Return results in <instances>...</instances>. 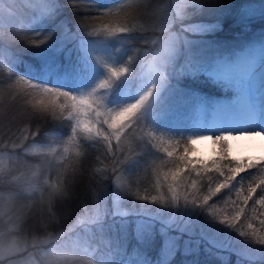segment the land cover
Here are the masks:
<instances>
[{
  "label": "trees",
  "instance_id": "obj_1",
  "mask_svg": "<svg viewBox=\"0 0 264 264\" xmlns=\"http://www.w3.org/2000/svg\"><path fill=\"white\" fill-rule=\"evenodd\" d=\"M262 2L264 0H187L183 17L172 20L173 14L180 11L178 5L181 0H46L49 12L43 16L33 15L35 0H0V38L5 37L6 30L8 36L7 40H0V82L6 78L13 79L0 83V141L9 143L11 148L9 137L15 140L20 135L17 127L24 111L39 112L41 101L45 104L50 101L37 91H26L28 85L24 81L75 95L86 94L92 83V58L96 57L97 51L120 59L135 46L140 47V51H149V56H152L169 29L175 35L188 33L191 37L206 40L203 48L187 53L185 59L188 61L205 65L208 59L231 58L238 49L264 41V22L252 25L253 32L257 33L255 35H262L258 39H252L243 29L247 21L264 17V9L259 10L258 6ZM121 6L123 11L118 12ZM111 8L113 15L104 17L103 13ZM125 23L133 34H106V29H116ZM21 24L26 26L24 32ZM198 27L210 30L202 34L193 33L192 30ZM15 32H19L18 37ZM24 33L37 41L46 39V43L35 47L31 40H25ZM92 33L98 35H90ZM142 34L147 37V44L142 40ZM153 41L157 43L153 44ZM174 57V64L166 66L165 73H161L165 79L157 85L148 102L160 100L163 105L159 112L164 113L165 118L162 124L155 118L150 126L166 139L187 141L179 126L193 117L196 94L216 98L229 96L230 92L216 85L222 86L221 83L204 77L203 72L196 76L185 75L182 71L186 63H177ZM141 67L139 71L143 72ZM179 67L182 71L178 70ZM154 71L153 66L143 77ZM21 77L24 81L20 80ZM141 82V79L137 81L124 76L108 95V107L112 102L120 105L125 100L129 85L134 88ZM173 116V128H177L170 132L167 125ZM64 123L65 126H46L43 131L46 144L32 145L27 150L30 154L23 161V166L17 167L12 162L15 156L9 161L7 153L2 154L11 175L7 184L0 187V194L12 195L11 207L19 219L16 234L26 242L24 255H30L38 264H51L57 257L66 258L68 264L79 259L91 264H264V261L244 258L231 249H222L208 240L202 229L196 228L199 223H193L194 228L190 231L166 226L158 216L168 213L164 210L170 205L153 204L150 200L138 198V194L148 195L149 198L158 195L155 189L157 173L167 171L162 166V154L152 145L148 149L150 152L143 151L147 154L131 150L123 155L113 170L110 159L104 156L102 143L83 146L79 143L80 136L71 141V129L67 127L71 122L65 120ZM32 130V125L21 129L25 135ZM40 135L37 132V139ZM58 138H62L61 143L56 142ZM122 147L131 148L127 144ZM49 148L59 152L48 159H54L58 165L65 160L70 163L64 164L63 170L57 167L51 173L43 171L42 175L39 161L43 157H38L37 153ZM64 148L68 149L67 153ZM258 175V169H251L238 176L240 180L236 182V187L233 185L222 190L214 198L212 204H216L215 210L219 213L227 197L233 196L237 188L253 183ZM30 179L32 183L29 186ZM65 180L67 183H64ZM50 185L62 188V194L51 202L47 199V192L44 199L40 196L44 188L51 191ZM20 188L26 194L23 199L17 195ZM117 191L123 197L120 209L116 207ZM33 192L34 195L31 194ZM261 194L258 191L256 196ZM191 206L200 216L196 218V214L192 213L190 220L213 222L206 206L197 208L182 200L175 213L180 216L181 211ZM208 216L211 221L207 220ZM180 220L185 222L187 219L182 216ZM237 227L248 230L244 221ZM226 229L230 238H243L234 228L228 225L222 227L223 231ZM241 240L264 248L245 238ZM165 242L171 244L167 256L164 255L168 248ZM81 247L88 250V255L74 256V252Z\"/></svg>",
  "mask_w": 264,
  "mask_h": 264
},
{
  "label": "snow or ice",
  "instance_id": "obj_2",
  "mask_svg": "<svg viewBox=\"0 0 264 264\" xmlns=\"http://www.w3.org/2000/svg\"><path fill=\"white\" fill-rule=\"evenodd\" d=\"M186 5L187 0H181V3L178 5L180 11L173 14L172 20H179L183 17V10ZM34 8L33 15L39 14L43 16L49 12L46 0H35ZM113 11L111 8L105 11L103 16L110 17L113 15ZM117 11H123V6ZM25 28L26 26L21 24L23 32ZM105 31L108 36H114L117 32L127 36L133 34L132 29L127 26V23L122 24L119 28L106 29ZM14 34L17 37L19 36V32H15ZM90 35L95 36L98 33ZM165 35L166 39L160 45V51L154 58L155 71L147 80V83L150 84L148 91L135 103L128 104L119 109L108 107L106 103L107 93L112 89L114 83L120 81L125 73L130 72L128 67L117 69L105 65L106 78L101 80L90 92L81 95H75L57 88L40 86L29 80L24 81V78L21 77L20 80L28 85L26 91L29 93L37 91L43 97L50 98V101L47 104L41 101L39 112L24 111L23 118L17 127L20 135L15 140L9 137L11 148L9 147V143L0 141V187L7 184L8 176L11 175V169L6 166L5 156L2 154L7 153L9 161L15 156V160L12 162L17 167L23 166V161L30 154L27 150L32 145L46 144L43 138V131L46 126L49 124H62L65 126L64 122L66 120L71 122L67 124V127L71 129L70 140L75 141L80 136L79 143L83 146L85 144L98 146L102 143L104 145V156L106 159H110L113 170H115L116 163L119 162L120 158L131 151V148L126 149L122 147L126 138H129L132 142L135 140L146 141L162 154V166L166 167L167 171L163 172L162 177L157 173L155 189L158 195H153L149 198L148 195L138 194L139 199L150 200V203L165 206L169 203L176 206L180 204L181 200L185 204H193L197 208L201 207V205L206 206L208 214L215 217L220 224H226L230 228H234L245 240H250L254 244L264 246V158L259 162V165L251 160L238 161L233 158L230 155L231 144L229 141L236 137L232 133L215 137H195L187 141H172L166 139L163 135L158 136L156 132L139 121L140 113L151 99L157 85L165 79V76L162 77L161 73H165L168 59L175 47L176 35L170 29ZM24 36L25 40L27 42L31 40L35 47H40L46 43V39L37 41L27 37L25 33ZM140 36L143 37L142 40L147 44V37L143 34ZM7 39L6 30L5 37L0 38V40ZM156 43V41H153V44ZM259 55L264 57V49H260ZM256 57L257 52H254L249 58H246L237 65L221 64L217 69L218 75L226 80L243 77L248 73L250 65ZM11 80L13 79L6 78L5 81L0 83ZM57 101L61 102L57 103ZM28 125H32L33 130L28 135H25L21 129ZM137 129L142 133L139 137L134 135ZM37 132L41 134L39 139H37ZM246 133L260 135L264 131ZM195 140H211L213 144L219 147V157L212 160L211 163H206L202 159L190 158L189 154L193 149L189 145L194 143ZM56 142L61 143L62 138H58ZM181 144H183V147H181ZM58 152V149L49 148L48 151L42 150L37 153L38 157H43L39 161L42 175L43 171L46 170L51 173L57 167L63 170L64 164L70 163L65 160L58 165L54 159H48L50 155L55 156ZM64 152L67 153L68 149L64 148ZM82 168L83 160L80 161L81 171ZM251 169L259 170V175L255 178L254 182L248 184L246 187L237 188L233 195L234 198L233 196L227 197L223 201L224 208L218 213L215 210L216 204H212V201L215 200L214 198L222 190L232 188L236 178ZM28 183L30 186L32 183L31 179ZM64 183H67V180ZM49 187L51 191L48 192L44 188L41 190L40 196L41 199H44V194L47 192V199L51 202L54 197L62 194V188L57 185H50ZM258 191L262 193L259 197L256 196ZM198 193L201 194L198 195ZM31 194L34 195L35 193ZM17 195L21 199L25 197L26 194L23 188L17 189ZM242 221L247 222V231L240 230L237 227ZM86 255H88V250L84 247L78 248L74 252V256L77 257ZM12 256L13 249L0 240V261H4L5 264H14ZM51 264H68V262L66 258L57 257ZM71 264H91V262L79 259L73 260Z\"/></svg>",
  "mask_w": 264,
  "mask_h": 264
},
{
  "label": "rangeland",
  "instance_id": "obj_3",
  "mask_svg": "<svg viewBox=\"0 0 264 264\" xmlns=\"http://www.w3.org/2000/svg\"><path fill=\"white\" fill-rule=\"evenodd\" d=\"M258 6L260 7L259 10L264 9L263 2ZM251 11L255 12L254 10ZM263 22H264V17L260 16L258 18L247 21L243 29L245 33H248L249 36H252L251 37L252 39L253 38L258 39L262 37V35H260V37L259 35H255L256 32H253L252 25ZM209 30L210 29L208 27L206 28L198 27L196 29H193L192 32L196 34H202V33H206ZM176 37L177 40L175 43V47L173 49L171 56L168 59L167 63L169 64H167V66L174 64L173 62V55H174L175 56L174 58L175 60H177V63H182V62L186 63L185 70L183 69L182 71L180 67L178 68V70H181L182 73L189 76H193V75L196 76L198 74H201V72H203L204 77L212 79L218 83H221L222 86L218 84L216 85L218 87H223V91L227 90V92H230L231 90L235 92L239 90V87L233 84L232 82H230L229 79L226 80L221 78L217 73V69H218L217 67L221 64L234 65L242 54L252 55L254 52L259 53L260 49H264V41L255 42L253 45H250L246 48L238 49L235 55L231 58L224 56L216 57L215 60H211V59L206 60L205 65L204 63L202 65L199 62L196 63V62L188 61V59L185 58H187V53H190L192 50H198L203 48L204 45L207 44L205 42L206 40H204V38H198L194 36L191 37L188 33H179L176 35ZM164 40L159 45H162ZM158 47L159 49L155 53H153L152 56H149V51H140L138 50L140 47L132 46L129 49L128 53H126V55L120 59L113 57L109 53L97 51L96 57L92 58L94 62L91 64L92 73L90 77L92 83L89 85L86 91L90 92L92 89H94L97 86V84L101 80L106 78L107 74L105 71V65L117 69L122 67H128L130 69V72L125 73L121 77L120 81L114 83L112 89L107 93V99H108V95L111 93L114 86H116L119 82H121L125 76L128 78L137 79V81L141 79L142 82L138 83L134 88H132L133 87L132 84L131 86L129 85L127 94L125 96V100L121 102L120 105L114 104L112 102L110 108L119 109L128 104L135 103L138 99H140L142 95H144L148 91L150 87V84L147 83V80L152 74L145 77L143 76L147 71H150L154 66L153 63L154 58L158 55L160 51V46ZM180 65L182 66V64ZM141 66H143V70H144L143 72L139 71V69L142 68ZM233 98H236V94H234L233 97L232 96L227 97L225 95H221L216 98L215 97L212 98V100L209 98L207 99V96L205 94L202 93L196 94L195 104H194V115L189 121L179 126L181 128L180 133L183 134V136H185L186 140L201 136L215 137L222 134H226L223 132L221 133L219 131H215L214 133H211V131H209L207 121H210L211 117H213L212 112L218 107V105L221 102H225V100L233 99ZM159 102L155 103L154 101H152L150 104L147 103L139 116V121L156 133H157L156 128L150 125L154 123L155 118L157 119V122L159 124H162L163 119L165 118V114L159 112L161 106L163 105L160 104ZM173 124H174V116L172 117V121L170 120L167 125L170 132H172L173 129L177 128L176 126H174L175 128H173ZM157 126L159 125L157 124ZM134 135L136 137H139L140 135H142V133L140 132L139 129H137ZM157 135L159 136L158 133ZM197 141L198 140H195L194 143L189 145L193 149V151L189 154L190 158L202 159L206 163H211L212 160L217 158L219 147L218 145L213 144L211 140H209V144H208L209 148L206 151L202 150V153L205 155V157L197 158L196 156L198 155V153H200V148H199L200 145H197ZM229 143L230 144L232 143L231 140L229 141ZM124 144L129 145L132 148L131 150H138V152L142 154H145L146 152L143 151H148V149H150L149 147H151V144L147 143L146 141L135 140L132 142L129 138L125 139ZM232 153H233V144H231V152H230V155L233 158H235L238 161L251 160L259 165V162H257L259 160L256 161L249 157L237 158ZM163 172H164L163 170L159 171L161 177ZM238 180L240 179L236 178V181L233 184L235 185V187L238 184V183L236 184ZM164 190L166 192V188ZM115 195L117 199L116 207L120 209L122 205L121 201L123 197L120 196L118 191L115 193ZM12 205H13L12 195L0 194V240H2L3 243H5L8 247L13 249L12 259L14 261V264H38L37 261L30 255H24V251L27 249L26 242L20 240V238L16 234V230H17L16 227H18L19 219L17 214L13 212L11 207ZM169 205L170 208L164 210V212L169 211L168 213H164L162 215L159 214L156 215V216L159 215L158 219H160L166 226L172 228H179L180 230L185 228V230L190 231L194 228L193 223L196 224L199 223V225L196 226V228L202 229V232L204 233L205 237L208 240L222 247V249L224 248L231 249L244 258L264 261V248H258L255 247L253 244L250 245L249 243H245L241 240L243 238L240 239L230 238L226 234V232H228L227 229L226 231L222 230V227L226 226V224H220L217 219H214L215 217H213V222L210 220L212 219L210 218V216L207 217V220L211 221L210 224L207 221L206 223H202V221L198 222L197 220L192 221L190 220V218L192 217V213L196 214V218L200 216L199 213L195 211L194 206L188 207L185 210L181 211L180 216H178V214L175 213V211L178 210L177 207L179 206L181 207V202L176 206H173L171 203H169ZM174 207L176 208L174 209ZM182 216H184L185 220L187 219L185 222H181L180 219ZM226 236H228V238ZM170 245H171L170 243L165 242V246H168V248L165 249L166 251L164 255L166 256L169 255L168 251L170 249L169 248ZM0 264H5V262L0 261Z\"/></svg>",
  "mask_w": 264,
  "mask_h": 264
},
{
  "label": "bare ground",
  "instance_id": "obj_4",
  "mask_svg": "<svg viewBox=\"0 0 264 264\" xmlns=\"http://www.w3.org/2000/svg\"><path fill=\"white\" fill-rule=\"evenodd\" d=\"M251 55L242 54L234 65L249 58ZM218 68V67H217ZM218 73V72H217ZM239 87L237 91H230L232 97L221 102L212 112L210 121H207L209 131L232 133L236 138L231 140L233 153L237 158H264V133L253 135V131H264V57L257 53L251 63L249 71L243 77L229 79ZM209 140H198L200 153L197 158L205 157L202 153L209 148Z\"/></svg>",
  "mask_w": 264,
  "mask_h": 264
}]
</instances>
